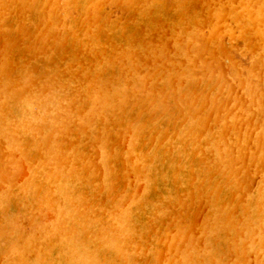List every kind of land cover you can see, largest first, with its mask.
Returning a JSON list of instances; mask_svg holds the SVG:
<instances>
[{
	"label": "bare ground",
	"instance_id": "bare-ground-1",
	"mask_svg": "<svg viewBox=\"0 0 264 264\" xmlns=\"http://www.w3.org/2000/svg\"><path fill=\"white\" fill-rule=\"evenodd\" d=\"M0 264H264V0H0Z\"/></svg>",
	"mask_w": 264,
	"mask_h": 264
}]
</instances>
